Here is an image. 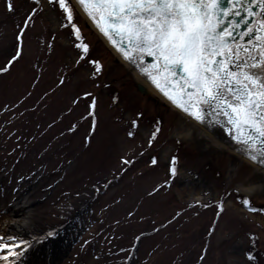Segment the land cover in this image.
Listing matches in <instances>:
<instances>
[{
	"label": "rangeland",
	"instance_id": "1",
	"mask_svg": "<svg viewBox=\"0 0 264 264\" xmlns=\"http://www.w3.org/2000/svg\"><path fill=\"white\" fill-rule=\"evenodd\" d=\"M7 2L16 11L0 0V65L34 7ZM42 7L25 32L23 59L0 73V236L24 242L15 264H264V211L244 204L264 209L257 170L206 147L193 122L142 93L76 6L88 53L75 47L73 22ZM156 120L163 124L153 138ZM251 184L252 194L242 192ZM22 200L27 217L15 213Z\"/></svg>",
	"mask_w": 264,
	"mask_h": 264
},
{
	"label": "snow or ice",
	"instance_id": "2",
	"mask_svg": "<svg viewBox=\"0 0 264 264\" xmlns=\"http://www.w3.org/2000/svg\"><path fill=\"white\" fill-rule=\"evenodd\" d=\"M45 2L60 10L65 20L73 22L75 47L82 53L89 52L87 43H79L81 30L74 24L73 0H34L33 9L26 14L16 33L11 56L0 65V73H9L23 59L25 32L30 22L34 24L37 11L43 10ZM222 3L223 0H78V6H83L104 36L113 45H118L117 51L122 58L150 78L178 110L207 126L208 109L214 108L216 113L227 117L237 132L241 128L246 130L251 158L257 159L259 151L260 158L264 159V0H232L231 9L222 7ZM6 7L10 13H15L13 2L6 0ZM242 13L256 19V24L242 34H256V43L251 47L236 45L233 31L223 29L221 25L227 17L242 16ZM65 26L62 21L61 27ZM114 34L119 40L114 39ZM82 53L78 52L77 60L84 58ZM146 56L153 57L155 63L145 66ZM90 62L95 65L96 73H102L103 66L99 61ZM180 67L185 78L179 91L169 92L161 86L159 76L163 72L167 82V76ZM60 83L63 85L64 81ZM95 108L93 100L88 105L93 116L96 115ZM155 123L158 127L153 138L162 130L163 121L156 120ZM132 124L137 126V121ZM132 135L129 132V137ZM151 163L156 165L158 161L153 158ZM171 163H176L175 157ZM169 174L176 176L178 168L171 167ZM244 204L250 211H264L252 206L248 200ZM17 239L11 235L0 236V241H9L0 242V261L15 264L21 256L18 249L24 244L23 241L16 242Z\"/></svg>",
	"mask_w": 264,
	"mask_h": 264
},
{
	"label": "water",
	"instance_id": "3",
	"mask_svg": "<svg viewBox=\"0 0 264 264\" xmlns=\"http://www.w3.org/2000/svg\"><path fill=\"white\" fill-rule=\"evenodd\" d=\"M83 16L88 20V22L97 30L99 31L100 35L106 40V42L120 55L117 51L118 45H113L112 41H110L104 34L100 31L99 26L96 24L94 20L87 15L86 10L83 6H78V0H73ZM222 7L224 8H232V0H223ZM255 11L259 13V8H256ZM247 21V23H245ZM256 24V19H250L246 14L242 13V16L231 15L227 17L225 20L221 21V25L223 29H227L228 31H233V34L236 38L235 44H244L248 47H251L252 44L256 43L255 40V33L249 34L247 36H242L243 33H247L248 29L253 27ZM235 25V27H233ZM114 39L119 40V36L114 34ZM243 52L240 53V56L243 57ZM121 56V55H120ZM122 57V56H121ZM123 59V58H122ZM217 59H221L217 57ZM124 60V59H123ZM127 64L128 62L124 60ZM145 66L155 63L153 57H145L144 58ZM129 65V64H128ZM143 80H145L154 90H156L165 100L170 102L175 108L176 105L169 100L148 78L145 74H143L138 68H134L129 65ZM157 67L159 68L160 65L158 64ZM233 70H236L235 65L232 66ZM185 73L183 68H177L174 74H169L167 76V82L165 81V74L161 72L159 79L161 82V86L164 87L167 91H179L183 79L185 78ZM140 90L144 91L140 88ZM178 109V108H177ZM187 116V115H186ZM188 117V116H187ZM208 123L207 126L198 123L194 119L190 118L194 121L197 125L203 128L205 131L216 137L218 140L223 142L233 151L244 157L245 159L249 160L250 162L254 163L255 165L259 166L264 170V159H261L259 156V151H257V159L253 160L249 154V147L246 143L247 141V132L245 129L241 128L240 132H237L236 128L229 123L227 117H224L215 112L214 108L208 109ZM258 143V141H257Z\"/></svg>",
	"mask_w": 264,
	"mask_h": 264
},
{
	"label": "bare ground",
	"instance_id": "4",
	"mask_svg": "<svg viewBox=\"0 0 264 264\" xmlns=\"http://www.w3.org/2000/svg\"><path fill=\"white\" fill-rule=\"evenodd\" d=\"M73 3H75V2L73 1ZM78 10H79V8H78ZM79 12L83 16V14L81 13L80 10H79ZM84 19L88 22V20L85 17H84ZM89 25L97 32V30L90 23H89ZM98 35H99V33H98ZM99 36L101 37L102 41L108 46V48L111 50V52L117 57L118 61L120 63H123L128 68V70L130 71V73H132V75H134L135 79L139 82L138 83L140 85L139 90H140V88L144 90V91L140 90L142 93H145L146 88L149 89L152 93H154L159 98H161L163 101H165L171 107V109L174 112H176L177 114L179 113L183 117H185V118L189 119L191 122H193L195 128L200 131V133H197L196 134V135H199L201 137V138H198V139L205 141L206 143H204V144L207 145L206 147H209V148H212V149H220V150H223V151H227V152H229V154H230L231 157H233L235 159L243 160L246 163H248L249 165L253 166V168H255L257 170V180L259 181V183L264 184V170L262 168H260L259 166L255 165L254 163L250 162L249 160L245 159L244 157H242L241 155H239L238 153H236L235 151H233L231 148H229L223 142H221L216 137H214L213 135H211L210 133H208L207 131H205L203 128H201L199 125H197L194 121H192L189 117H187L185 114H183L180 110H178L177 108H175L170 102H168L167 100H165V98H163V96H161L156 90H154L145 80H143L122 59V57L106 42V40L101 35H99ZM194 130L195 129H193L192 132H191L190 129H189V134L186 135V136H188V137H194L195 136L196 137L195 133L193 132ZM246 186H245V190H243L242 192L245 191L244 193H246L247 195H249L250 193L252 194V192L255 189L253 187H255V186H253L252 184L249 185V187H246ZM250 186H252V187H250ZM27 203L28 202H24V200H22L21 202L20 201L19 202H16V204L14 205L16 215H20L22 213V214H25V215L27 214L26 217L28 216V212H25L26 211L25 205H27ZM26 217L24 216L22 219H20V221H17L18 223H13V225L11 224V227L13 226V228L16 229L15 231H21V230H23L22 228L24 227V225L26 224V221H27V218Z\"/></svg>",
	"mask_w": 264,
	"mask_h": 264
}]
</instances>
